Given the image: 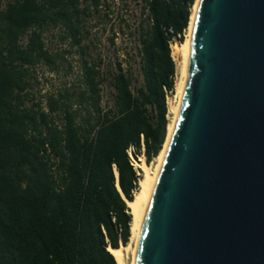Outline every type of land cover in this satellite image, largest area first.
I'll return each mask as SVG.
<instances>
[{"label": "trees", "instance_id": "trees-1", "mask_svg": "<svg viewBox=\"0 0 264 264\" xmlns=\"http://www.w3.org/2000/svg\"><path fill=\"white\" fill-rule=\"evenodd\" d=\"M196 1L145 0L137 28L126 27L136 55L107 73L82 45L100 0H0V264H117L108 248L129 243L126 200L140 189L128 150L137 158L144 149L151 164L163 149L176 83L171 45L185 41ZM49 28L81 54L78 109L69 90L44 101L32 93L37 68L54 72L68 53L48 47ZM135 57L140 81L123 67ZM106 84L114 102L104 110Z\"/></svg>", "mask_w": 264, "mask_h": 264}, {"label": "water", "instance_id": "water-1", "mask_svg": "<svg viewBox=\"0 0 264 264\" xmlns=\"http://www.w3.org/2000/svg\"><path fill=\"white\" fill-rule=\"evenodd\" d=\"M133 264H264V0L197 1Z\"/></svg>", "mask_w": 264, "mask_h": 264}, {"label": "rangeland", "instance_id": "rangeland-1", "mask_svg": "<svg viewBox=\"0 0 264 264\" xmlns=\"http://www.w3.org/2000/svg\"><path fill=\"white\" fill-rule=\"evenodd\" d=\"M100 1L101 7L99 11L92 10L86 17V39L82 45L88 47V59L102 63L103 70L110 73L117 68V61H121L126 52L130 51L131 54L134 53L135 55L137 53L135 37L131 36L130 29L127 30L126 27H130L132 31L137 28L143 17L145 0ZM87 3L89 4L90 1ZM116 34H118V39L115 40V45H113L111 40L115 39L114 35ZM46 40L48 47L52 51L61 53L66 51L68 53L65 55V60L54 72L43 65L37 68L34 76L38 78L39 84L37 82L33 83L32 93L37 100L43 99L44 101L45 97L69 90L73 98L74 109H78L76 104L82 91L81 54L77 47H72L69 42L60 40V34L57 29H47ZM180 43H173L171 48L173 45ZM139 61V58L135 57L127 66L123 67H129L140 81ZM113 94L112 88L106 84L101 94V103L104 110L113 106ZM173 95L175 96V93ZM169 118L170 114L168 115V120ZM141 156L142 154L139 155V158ZM135 160L136 162L139 161L138 158H135ZM155 163L154 159L151 164H147L153 166ZM139 171L142 176L143 171L141 168H139ZM123 246L121 244L120 247ZM131 256V252H125L126 264H130Z\"/></svg>", "mask_w": 264, "mask_h": 264}, {"label": "bare ground", "instance_id": "bare-ground-1", "mask_svg": "<svg viewBox=\"0 0 264 264\" xmlns=\"http://www.w3.org/2000/svg\"><path fill=\"white\" fill-rule=\"evenodd\" d=\"M198 1V0H197ZM197 1L193 7V11L190 17L188 31L186 32L185 41L180 44H175L171 48V55L173 60L176 63V83H175V96L174 99L168 101V112L170 114L169 124L167 128V138L160 154L155 158V165L151 166L146 163L145 157H140L139 161L136 162L137 166L143 171V175L139 181L140 189L135 194L133 201H128L127 206L129 208V213L132 216V221L130 225V241L127 244L128 246L120 247L118 249L108 248L113 257L115 258L117 264H126L125 252H131V261L130 264H133V256L135 244L141 225V221L144 214L145 205L149 198L153 183L156 179L158 169L162 160V157L166 151V147L173 129L174 120L178 111L181 91L183 89L184 83L186 81L187 74V64H188V55H189V42L191 28L194 18V11L197 4Z\"/></svg>", "mask_w": 264, "mask_h": 264}, {"label": "built area", "instance_id": "built-area-1", "mask_svg": "<svg viewBox=\"0 0 264 264\" xmlns=\"http://www.w3.org/2000/svg\"><path fill=\"white\" fill-rule=\"evenodd\" d=\"M168 33L170 35H173L174 34L171 29L168 31ZM184 37L186 38V32L184 33ZM173 43H180V35H178V36H176V37L173 38L172 44ZM166 98H167V104H168V101L174 98L173 93L172 92H167ZM142 150H143L142 157H145V155H144V149H142ZM133 151H134L133 148H130L128 150V155L130 157V162H131L132 166L134 167V169L137 172V175L139 176V181H140L141 174H140V171H139V167H137V163H136L135 157L133 155ZM137 158L140 159L139 156ZM145 160H146V157H145Z\"/></svg>", "mask_w": 264, "mask_h": 264}]
</instances>
